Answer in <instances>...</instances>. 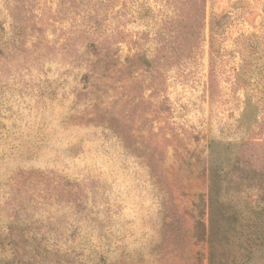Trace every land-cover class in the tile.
<instances>
[{"label":"rangeland","instance_id":"rangeland-1","mask_svg":"<svg viewBox=\"0 0 264 264\" xmlns=\"http://www.w3.org/2000/svg\"><path fill=\"white\" fill-rule=\"evenodd\" d=\"M210 234L264 264V0H0V264H209Z\"/></svg>","mask_w":264,"mask_h":264},{"label":"trees","instance_id":"trees-1","mask_svg":"<svg viewBox=\"0 0 264 264\" xmlns=\"http://www.w3.org/2000/svg\"><path fill=\"white\" fill-rule=\"evenodd\" d=\"M197 2L199 3H202L203 0H197ZM216 204V201L215 199H213L212 197L210 198V205H211V208H212V212H213V207L214 205ZM212 216H213V213H212ZM222 220H223V217H222ZM211 221H213V218H211ZM210 221V223H211ZM221 225V223H220ZM222 226H220L218 228V231L219 233H221L223 231V228H221ZM229 237H231L230 235H227ZM209 243H210V249H209V264H235L237 262V258H236V255H234V258H233V263H230V261H225V262H221V261H217L216 259V256H214V252H217L218 251V246L217 244L213 241L212 237H211V234H210V239H209Z\"/></svg>","mask_w":264,"mask_h":264}]
</instances>
